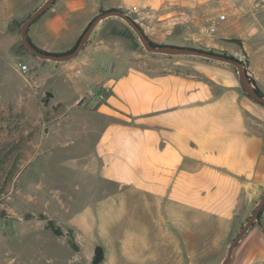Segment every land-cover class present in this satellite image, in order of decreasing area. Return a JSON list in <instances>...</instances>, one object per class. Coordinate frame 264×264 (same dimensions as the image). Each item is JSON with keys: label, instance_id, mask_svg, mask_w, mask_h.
Instances as JSON below:
<instances>
[{"label": "rangeland", "instance_id": "374dc122", "mask_svg": "<svg viewBox=\"0 0 264 264\" xmlns=\"http://www.w3.org/2000/svg\"><path fill=\"white\" fill-rule=\"evenodd\" d=\"M45 1L10 3L18 13H28L9 23L16 37L8 58L20 81L16 92V78L5 76L0 69V82H5L0 88V264H92L97 247L102 252L100 264H220L264 193V107L244 95L238 79L233 103L223 101L224 97L217 93L210 106L189 109L180 113L175 122L157 128L162 148L172 139H186L189 145L184 143L181 148L196 151L194 157L181 156V167L174 176L182 183L162 189L142 183L139 175L132 173L135 168L129 169L134 177L118 173L121 169L113 168L114 162H124L122 155L115 158L119 150L108 144L98 148L102 130L111 122L93 112L106 101L97 98L99 94L106 97L105 89L86 87L81 100L74 104L77 94L68 86V75L74 79L84 65L80 61L84 60L86 46L96 36L100 38L106 22L116 19L135 38L124 40L127 47H121L106 64L110 70L134 67L152 74L178 73L186 72L190 61L208 59L149 53L123 20L110 17L93 29L72 60H42L23 46L19 29ZM56 1L30 25L27 37L42 52L65 54L72 51L100 11L107 10L99 9L72 46H49L45 42L60 40L48 39L41 32L36 36L31 29H42ZM206 8L207 3L202 9L196 8L199 17L190 21L186 19L193 12L181 6L179 11L187 18L169 19L158 30L153 23L136 21L132 13L120 10L154 44L213 51L245 63L249 77L264 94V11L247 9L242 16V36L218 39L209 33L212 21L203 16ZM231 41H239L241 47ZM50 48L59 52H48ZM75 61L78 62L73 66ZM49 72L54 77L45 79ZM89 91L95 95L88 97ZM45 92L52 98H47ZM241 96L246 97V102L240 100ZM219 117L243 119L244 124L213 125ZM242 128L259 142V155L243 158L239 171L238 166L216 167L219 173L204 180V134L219 135L221 129L231 134ZM161 164L160 170L171 172L169 165ZM165 176L167 181L169 175ZM187 177L191 178L189 184ZM47 221L60 227L63 235L56 236L46 229ZM70 231L77 251L67 241Z\"/></svg>", "mask_w": 264, "mask_h": 264}, {"label": "crops", "instance_id": "0c3cea01", "mask_svg": "<svg viewBox=\"0 0 264 264\" xmlns=\"http://www.w3.org/2000/svg\"><path fill=\"white\" fill-rule=\"evenodd\" d=\"M209 1L58 0L50 10V17L47 18L42 29L31 30L36 36L41 32L47 35L48 39L60 40L47 41L46 45L72 46L100 8L107 11L124 9L133 14L134 20H141L145 24L153 23L158 30L169 19L178 21L184 16L187 18L182 11H179V7L183 6L192 11L193 13L186 20L194 21L199 17V13L195 12L196 8L202 9L207 3L206 13L203 16L207 21H212L210 26L214 21L217 22L213 34L215 37L228 39L242 36L244 25L242 16L248 13L247 9L251 10V0ZM11 2L12 0H0V69L5 76L16 78L17 83L14 86L16 92L20 81L8 59L13 52L12 47L16 37L10 31L9 23L23 13L20 14L12 9ZM27 13L28 10L24 15ZM219 15H224V20L219 21ZM132 36L124 23L116 19L106 22L100 32V38L96 36L86 46L84 60L80 61L84 65L81 66L79 75L74 76V79L68 75L67 78L70 80L68 86L77 94L74 104L81 100L86 87L94 85L105 89L106 101L97 106L93 112L111 121L102 130V139L98 148L104 149V144H108L113 146L115 151L119 150L117 151L119 155L115 158L122 155L124 162L120 165V161L116 160L113 168H120L121 172L118 173L133 177L134 175L131 174L136 172L142 183L155 184L162 189H168L175 182L182 183L174 176L181 167V156L194 157L196 151L191 148L184 151L181 148L184 143L189 145V142H185L186 139L182 141L172 139L162 148L159 144L161 136L157 128L175 122L180 113L189 109L210 106V102L216 99L214 96L217 93L224 97V100L221 97L223 101L233 103V94H237L234 90L238 85V77L230 65L212 60L190 61L186 72L178 73L152 74L134 67L108 69L106 64L112 61L121 47H127L128 44L124 40H134L135 37ZM47 51L59 52L54 48ZM77 62H73V66ZM4 63L8 67L7 70H4ZM49 73L45 79L54 77L51 72ZM4 84L5 82H0V88ZM244 98L246 99L241 96L240 100L246 102ZM223 105L228 107L226 102ZM243 124V119L226 117H219L213 122V125L218 127L243 126ZM246 133L242 128L234 129L231 134L228 133V129H221L219 135H212L210 132L204 134L201 152L203 158L201 173L204 180L212 173H219L220 170H215L216 167L238 166L239 171L243 158H256L259 155V142L253 139V134L246 135ZM162 162L169 165L171 172L160 170L163 167ZM132 168L135 170L130 173L129 169ZM165 175H169L167 181ZM187 179L186 184H189L191 178L187 177ZM232 261V264H264V209L259 221L246 232L235 247Z\"/></svg>", "mask_w": 264, "mask_h": 264}, {"label": "water", "instance_id": "95a60500", "mask_svg": "<svg viewBox=\"0 0 264 264\" xmlns=\"http://www.w3.org/2000/svg\"><path fill=\"white\" fill-rule=\"evenodd\" d=\"M56 0H46L40 7H38L35 11H33L26 21L23 23V25L19 29L20 38L23 46L33 55L37 56L38 58L42 60H48L53 62H68L75 58L79 52L83 49L86 42L89 39V36L93 29L104 19L110 18V17H118L121 20H123L136 34L138 37L141 45L143 48L153 54H163V55H188V56H195L200 57L212 61H216L219 63L227 64L230 66H233L236 69L237 76L239 79V83L244 91V94L250 98L253 102L263 105L264 106V97L258 95L253 86L249 83V80L247 78V73L245 72L244 65L238 60L231 59L227 56H222L216 53H209L205 51H200L197 49L192 48H182L177 46H163V47H154L152 46L148 39L146 38L145 33L138 27V25L123 11L121 10H109L105 11L102 14H99L96 16L87 29L84 31V33L81 36V39L77 45V47L70 53L67 54H48L45 52L40 51L36 47H34L31 42L29 41L27 37V30L30 27V25L47 9L50 8V6L55 2ZM47 98H52V94L49 92L44 93ZM264 207V193L262 194L258 204L256 205L253 212L250 214L248 219L245 221L243 226L241 227L238 234L234 237V239L231 241L227 248L226 256L223 259V261L220 264H230L232 261V253L235 249L236 245L241 241L243 236L246 234V232L252 227L253 223L256 222L257 217L259 213L261 212L262 208Z\"/></svg>", "mask_w": 264, "mask_h": 264}, {"label": "trees", "instance_id": "16d2710c", "mask_svg": "<svg viewBox=\"0 0 264 264\" xmlns=\"http://www.w3.org/2000/svg\"><path fill=\"white\" fill-rule=\"evenodd\" d=\"M104 12H105V11H100L99 14H102V13H104ZM138 27H139V26H138ZM139 28H140V27H139ZM81 36H82V35H81ZM81 36H80V38L78 39V41H77V43L75 44V46L73 47L72 51L77 47V45H78V43H79V41H80V39H81ZM146 38H147V37H146ZM147 39H148V38H147ZM148 41H149V43H150L152 46H154V47H162L161 45H157V44L152 43L149 39H148ZM231 42H235L236 44H239V45H240V42H239V41H231ZM240 47H241V45H240ZM72 51H71V52H72ZM200 51H201V50H200ZM205 52L215 53V52H213V51H205ZM69 53H70V52H69ZM48 54H53V53H48ZM65 54H67V53H65ZM216 54H218V53H216ZM61 55H63V54H61ZM219 55L227 56L226 54H219ZM227 57H229V58H231V59H234V60H237V59H235V58L232 57V56H227ZM208 61H209V60H208ZM238 61H239V60H238ZM240 62H241V61H240ZM241 63H243V62H241ZM243 65H244L245 72L247 73V78L249 79L250 83H251L252 85H254V90H255V92H256L258 95L264 97V94L261 93L260 90L255 86V81H254V79H253L252 77H249V75H248V71H247V66L245 65V63H243ZM231 67H232V66H231ZM232 68H234V67H232ZM244 95H245V94H244ZM245 96H246V95H245ZM246 97H247V96H246ZM247 98H248V97H247ZM258 105H260V104H258ZM260 106L264 107L263 105H260ZM263 209H264V207H263ZM263 209H262L261 212L259 213V215H258L257 220H256L255 223H257V222L259 221V219H260V217H261V215H262ZM255 223H253V225H254ZM253 225H252V226H253ZM45 228L48 229V230H50V231H51L53 234H55L56 236H62V235H63V231H62V229H61L60 227L55 226L54 223H53L52 221H47V223H46V225H45ZM66 238H67V241H68L69 245L71 246V248H72L74 251H77L78 246H77L76 243H75V240H74V237H73L71 231L67 233V237H66ZM101 262H102V252H101L100 248L97 247V248L95 249V251H94V254H93L92 264H100Z\"/></svg>", "mask_w": 264, "mask_h": 264}, {"label": "built area", "instance_id": "2783aa9c", "mask_svg": "<svg viewBox=\"0 0 264 264\" xmlns=\"http://www.w3.org/2000/svg\"><path fill=\"white\" fill-rule=\"evenodd\" d=\"M251 10L254 12H261L264 11V0H251ZM218 20L222 21L224 20V15H219ZM217 22L214 21L212 25L209 27V33L213 34L215 32V27H216ZM95 95L92 91H89L88 97H92ZM98 100L100 101H105L106 97L103 94H99L97 96Z\"/></svg>", "mask_w": 264, "mask_h": 264}]
</instances>
